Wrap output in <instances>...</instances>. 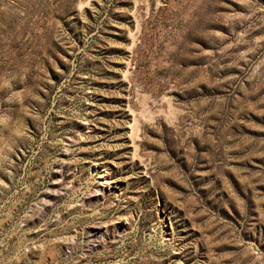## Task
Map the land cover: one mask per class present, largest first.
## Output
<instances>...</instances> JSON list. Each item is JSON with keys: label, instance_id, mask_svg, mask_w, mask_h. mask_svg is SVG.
I'll list each match as a JSON object with an SVG mask.
<instances>
[{"label": "rangeland", "instance_id": "374dc122", "mask_svg": "<svg viewBox=\"0 0 264 264\" xmlns=\"http://www.w3.org/2000/svg\"><path fill=\"white\" fill-rule=\"evenodd\" d=\"M0 264H264V0H0Z\"/></svg>", "mask_w": 264, "mask_h": 264}]
</instances>
